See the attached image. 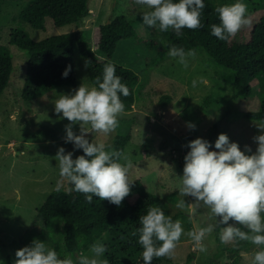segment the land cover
<instances>
[{
	"label": "rangeland",
	"instance_id": "374dc122",
	"mask_svg": "<svg viewBox=\"0 0 264 264\" xmlns=\"http://www.w3.org/2000/svg\"><path fill=\"white\" fill-rule=\"evenodd\" d=\"M29 1L0 0V45L10 47L15 67L10 85L0 97V264H15L16 251L30 246L37 239L57 252L64 251L62 227L52 230V226L47 227L35 218L47 196L56 190L59 169L54 158L59 148L73 152L74 159L83 153L72 143H65V126L69 122L57 116L54 101L60 94H72L82 82L93 86L81 56L76 53V87L64 85L33 100L25 99L23 91L28 54L10 45L9 41L12 30L19 27L36 41L82 28L88 42L93 43L96 26L119 15L128 16L133 21L137 38L122 41L113 57L115 63L130 67L139 75L133 111L126 112L114 133L107 137L89 135L88 139L105 143L107 149V146L112 147L117 135H131L124 152L132 159V181H146L149 189L160 197L156 205L166 215L184 212L181 221L186 232L214 223V220H207V210L203 207L186 210L175 207L179 199L178 177L183 176L185 156L190 151L187 145L202 138L210 142V150L215 151L218 136L226 134L230 142L240 146L241 151L248 146L252 153L246 154H254L258 145L253 138L264 133L255 126L259 121L250 120L245 115L261 109L264 92L254 88L249 97L233 99L232 87L222 77L231 72L215 65L202 50L197 51L196 59H190L189 67L184 69L167 56L170 46L163 33L143 25L142 13L147 9L136 5L134 0H90V14L83 25L57 27L49 24L45 30L34 29L18 19L22 7ZM242 2L247 5L249 13L258 6V2L252 0ZM149 44H154V47H149ZM158 49L166 58L154 65ZM96 54L101 59L105 58L102 53ZM193 80H197L195 88L192 87ZM166 98L170 99L169 103H164ZM189 123L194 124L195 129H190ZM73 130L79 134L78 126ZM186 201L195 202L191 197H186ZM137 234L139 237L138 230H131L118 240L108 235L99 241L108 248L109 254H116V249L122 250L123 245H129L128 251L121 253V258L143 264L142 247L136 244L140 246L136 253V247L132 246L135 240L138 242ZM205 244L206 253L194 251L191 240L182 236L175 259L163 258L157 264H235V257L230 258L232 244L220 242L219 228L206 239ZM256 250L247 242L240 251L238 264H251ZM84 254H89V251ZM190 255L192 260L188 261ZM103 258L107 259L105 254Z\"/></svg>",
	"mask_w": 264,
	"mask_h": 264
},
{
	"label": "clouds",
	"instance_id": "9594fccd",
	"mask_svg": "<svg viewBox=\"0 0 264 264\" xmlns=\"http://www.w3.org/2000/svg\"><path fill=\"white\" fill-rule=\"evenodd\" d=\"M134 3L147 9L142 13L143 25L160 33L171 30L179 37L184 29L204 28V0H134ZM215 11L220 23L211 25V34L221 41L232 40L251 25L248 7L242 0L218 6ZM166 54L187 69L189 60L196 59L197 50L171 46ZM70 71L71 66L63 77L67 78ZM192 87H197V80L192 81ZM121 95L128 97L130 90L116 75V66L106 63L102 78L97 77L94 86L82 82L72 94H60L54 101L57 116L69 122L65 126V143H72L84 153L74 159L73 152L59 148L54 158L59 169L57 191L67 182L70 187L66 190L83 194L88 203L95 197L117 207L131 195L134 182L130 177L133 169L130 155L88 139L89 135L107 137L119 128L120 119L127 114ZM76 126L79 134L73 130ZM255 126L264 133V122ZM188 127L195 129L191 123ZM253 140L258 145L254 154H246L252 153L248 146L241 151L226 134L218 136L215 151L202 138L187 145L190 151L185 156L183 176L178 177L179 199L175 207L180 210L203 207L207 220L215 222L186 232L180 219L173 220L158 205L148 207L139 218L138 229L143 264H152L158 258L174 260L182 236L191 240L194 251L206 253L205 241L217 228L222 244L248 242L258 249L252 254L251 264H264V134ZM186 197L195 202L188 203ZM88 251L89 254L81 252L75 261L70 254L61 258L54 248L37 239L16 251L15 264H110L103 258L108 249L102 242L93 243Z\"/></svg>",
	"mask_w": 264,
	"mask_h": 264
},
{
	"label": "trees",
	"instance_id": "16d2710c",
	"mask_svg": "<svg viewBox=\"0 0 264 264\" xmlns=\"http://www.w3.org/2000/svg\"><path fill=\"white\" fill-rule=\"evenodd\" d=\"M252 1L258 2V6L249 13L251 25L241 30L230 41L225 42L214 37L211 34V25L220 23L219 15L215 11L218 6L233 4L237 0H204L203 29L195 31L184 29L183 35L179 37L171 30L163 33L170 47L202 50L215 65L230 71V75L222 77L232 87L235 100L249 97L254 88L264 92V0ZM89 14L90 0H30L22 7L18 19L34 29L45 30L49 24L57 27L70 24L81 26ZM137 36L133 21L125 15L116 16L113 20L96 26L93 30V43L88 42L82 28L40 41L32 39L21 27L13 29L9 36L10 45H15L28 54L24 98L33 100L47 91L64 85L76 87L78 76L74 58L78 53L93 86L97 77L102 78L106 63H113L116 66V75L121 77L122 83L130 90V95L128 97L121 95V99L126 106V112L131 113L135 104V88L139 82V75L132 68L115 63L113 57L122 41L132 40ZM149 47H154V44H149ZM158 51V57L153 61L154 65L166 58L160 49ZM96 53H102L105 58H99ZM69 66L71 71L68 77L64 78L63 73ZM14 71L10 47L0 45V97L10 85ZM169 100L166 98L164 103H169ZM206 103L209 105L208 100ZM245 117L264 122V98L261 109L248 112ZM130 137L128 134L117 135L111 149L124 152ZM133 182L131 195L119 207L95 197L92 203H88L83 194L66 190L70 187L67 182L65 189L52 191L47 196L44 204L37 210L35 218L44 222L47 227L52 226V230L62 227L65 239L64 251L58 252L61 258L70 254L75 261L81 252H88L90 246L100 239L103 240L110 235L113 240H118L120 236H126L129 231H136L141 227L140 216L146 214L148 207L156 205L160 197L149 189L146 181L138 179ZM184 216L185 213L180 212L172 218L181 220ZM136 238H139L138 234ZM135 242L132 246L136 247L137 253L140 246H136L139 243L136 240ZM246 244L247 242L241 241L230 246V258L235 257V264H238L237 261L241 258L240 251ZM128 249L129 245H123L122 250L116 249V254H109L107 251L105 255L110 264H136L121 258V253L127 252ZM162 259H154L152 264H157ZM191 260L192 255L188 261Z\"/></svg>",
	"mask_w": 264,
	"mask_h": 264
}]
</instances>
